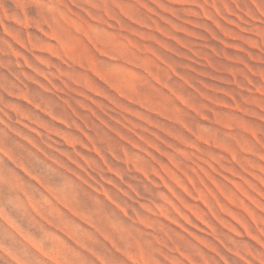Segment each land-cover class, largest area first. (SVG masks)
<instances>
[{
  "label": "rangeland",
  "instance_id": "1",
  "mask_svg": "<svg viewBox=\"0 0 264 264\" xmlns=\"http://www.w3.org/2000/svg\"><path fill=\"white\" fill-rule=\"evenodd\" d=\"M0 264H264V0H0Z\"/></svg>",
  "mask_w": 264,
  "mask_h": 264
}]
</instances>
